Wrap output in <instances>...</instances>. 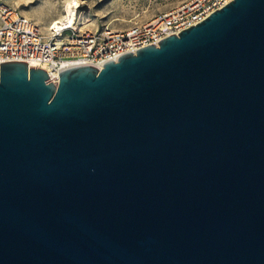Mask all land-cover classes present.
Wrapping results in <instances>:
<instances>
[{"label":"water","instance_id":"1","mask_svg":"<svg viewBox=\"0 0 264 264\" xmlns=\"http://www.w3.org/2000/svg\"><path fill=\"white\" fill-rule=\"evenodd\" d=\"M159 44L0 65V264H264V0Z\"/></svg>","mask_w":264,"mask_h":264},{"label":"built area","instance_id":"2","mask_svg":"<svg viewBox=\"0 0 264 264\" xmlns=\"http://www.w3.org/2000/svg\"><path fill=\"white\" fill-rule=\"evenodd\" d=\"M234 0H193L185 6L161 14L147 24L129 30L99 31L51 26L45 33L39 24L19 9L0 0V65L22 62L44 69L48 83H60V73L67 69L93 65L102 70L110 61L177 35L209 18Z\"/></svg>","mask_w":264,"mask_h":264},{"label":"rangeland","instance_id":"3","mask_svg":"<svg viewBox=\"0 0 264 264\" xmlns=\"http://www.w3.org/2000/svg\"><path fill=\"white\" fill-rule=\"evenodd\" d=\"M19 9L41 27L60 17L68 0H3ZM80 30L99 31L109 27L115 31L144 25L157 16L181 8L193 0H81ZM82 23H85L82 25ZM43 30V28H42Z\"/></svg>","mask_w":264,"mask_h":264},{"label":"bare ground","instance_id":"4","mask_svg":"<svg viewBox=\"0 0 264 264\" xmlns=\"http://www.w3.org/2000/svg\"><path fill=\"white\" fill-rule=\"evenodd\" d=\"M81 7V0H68L64 7L63 14L50 22L41 23V29L43 28V31L48 34L51 26L57 27L66 25V27H73L79 22V9ZM84 24L85 23H82V25Z\"/></svg>","mask_w":264,"mask_h":264}]
</instances>
